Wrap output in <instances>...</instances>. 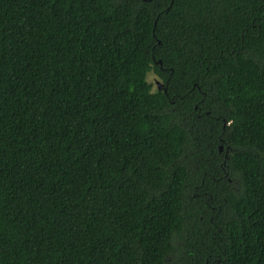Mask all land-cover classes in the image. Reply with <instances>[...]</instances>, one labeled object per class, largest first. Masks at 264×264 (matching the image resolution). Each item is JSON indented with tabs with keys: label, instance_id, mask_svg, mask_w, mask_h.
Masks as SVG:
<instances>
[{
	"label": "trees",
	"instance_id": "obj_1",
	"mask_svg": "<svg viewBox=\"0 0 264 264\" xmlns=\"http://www.w3.org/2000/svg\"><path fill=\"white\" fill-rule=\"evenodd\" d=\"M0 264H264V0H0Z\"/></svg>",
	"mask_w": 264,
	"mask_h": 264
},
{
	"label": "rangeland",
	"instance_id": "obj_2",
	"mask_svg": "<svg viewBox=\"0 0 264 264\" xmlns=\"http://www.w3.org/2000/svg\"><path fill=\"white\" fill-rule=\"evenodd\" d=\"M146 79L152 85L153 91L163 88L162 82L152 73H149Z\"/></svg>",
	"mask_w": 264,
	"mask_h": 264
}]
</instances>
